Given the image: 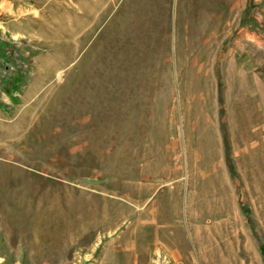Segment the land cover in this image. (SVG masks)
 Segmentation results:
<instances>
[{
  "label": "rangeland",
  "instance_id": "1",
  "mask_svg": "<svg viewBox=\"0 0 264 264\" xmlns=\"http://www.w3.org/2000/svg\"><path fill=\"white\" fill-rule=\"evenodd\" d=\"M248 261L264 0H0V264Z\"/></svg>",
  "mask_w": 264,
  "mask_h": 264
},
{
  "label": "bare ground",
  "instance_id": "2",
  "mask_svg": "<svg viewBox=\"0 0 264 264\" xmlns=\"http://www.w3.org/2000/svg\"><path fill=\"white\" fill-rule=\"evenodd\" d=\"M192 241V240H191ZM194 246V245H193ZM183 247V246H182ZM250 260V259H249ZM192 262V261H191ZM197 262V261H196ZM249 262V264H250V261H248Z\"/></svg>",
  "mask_w": 264,
  "mask_h": 264
}]
</instances>
